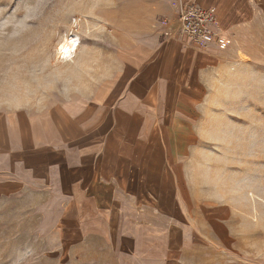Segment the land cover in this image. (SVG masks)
<instances>
[{
    "label": "crops",
    "instance_id": "1",
    "mask_svg": "<svg viewBox=\"0 0 264 264\" xmlns=\"http://www.w3.org/2000/svg\"><path fill=\"white\" fill-rule=\"evenodd\" d=\"M191 3L215 10L220 40L207 51L158 22L110 58L80 45L79 72L96 88L79 98L0 105V197L45 199L50 237L100 240L130 264H199L223 244L219 230L237 238L243 217L253 223L258 138L226 132L258 110L264 0H156V14L174 21Z\"/></svg>",
    "mask_w": 264,
    "mask_h": 264
},
{
    "label": "rangeland",
    "instance_id": "2",
    "mask_svg": "<svg viewBox=\"0 0 264 264\" xmlns=\"http://www.w3.org/2000/svg\"><path fill=\"white\" fill-rule=\"evenodd\" d=\"M155 4L156 0H0V105L16 108L34 102L41 108L92 91L96 80L79 72V46L82 54L88 50L93 60H101L152 38L158 22L163 26L167 21V31L175 34L177 17L159 20ZM255 39L259 75L252 88L258 110H243L236 117L240 124L226 133L230 138H258L262 156L254 179L259 181V213L251 218L252 224L243 217L237 238L219 230L223 244L203 248L199 264H264V31ZM45 201L29 193L0 197V264H130L125 254L100 240L79 246L78 239L50 237L53 222L39 211Z\"/></svg>",
    "mask_w": 264,
    "mask_h": 264
},
{
    "label": "built area",
    "instance_id": "3",
    "mask_svg": "<svg viewBox=\"0 0 264 264\" xmlns=\"http://www.w3.org/2000/svg\"><path fill=\"white\" fill-rule=\"evenodd\" d=\"M177 22L179 23L174 34L176 38L188 43V46L197 51H207L210 44L219 41L216 30L218 27L217 16L214 8H206L196 3L178 7ZM168 29L169 23L163 22ZM169 37L171 32L166 31Z\"/></svg>",
    "mask_w": 264,
    "mask_h": 264
}]
</instances>
